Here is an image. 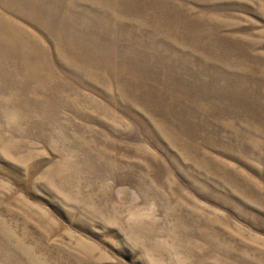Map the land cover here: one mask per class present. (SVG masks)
Masks as SVG:
<instances>
[{
  "label": "rangeland",
  "instance_id": "374dc122",
  "mask_svg": "<svg viewBox=\"0 0 264 264\" xmlns=\"http://www.w3.org/2000/svg\"><path fill=\"white\" fill-rule=\"evenodd\" d=\"M0 264H264V0H0Z\"/></svg>",
  "mask_w": 264,
  "mask_h": 264
}]
</instances>
